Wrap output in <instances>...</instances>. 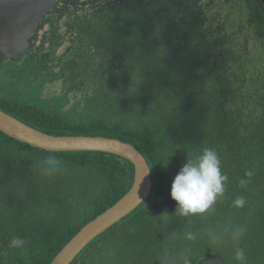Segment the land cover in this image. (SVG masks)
<instances>
[{
	"label": "trees",
	"instance_id": "16d2710c",
	"mask_svg": "<svg viewBox=\"0 0 264 264\" xmlns=\"http://www.w3.org/2000/svg\"><path fill=\"white\" fill-rule=\"evenodd\" d=\"M143 3L97 13V39L75 14V45L61 53V42L37 45V33L14 81L0 78V109L49 134L122 139L151 167L150 197L71 264H198L210 254L264 264V0ZM52 54L56 64L40 68ZM53 81L60 92L42 99ZM205 148L218 154L224 192L185 215L171 184ZM134 176L116 154L45 150L0 130V264H50Z\"/></svg>",
	"mask_w": 264,
	"mask_h": 264
},
{
	"label": "water",
	"instance_id": "95a60500",
	"mask_svg": "<svg viewBox=\"0 0 264 264\" xmlns=\"http://www.w3.org/2000/svg\"><path fill=\"white\" fill-rule=\"evenodd\" d=\"M58 0H0V62L19 60L38 27ZM12 49V50H11ZM0 130L34 147L50 151H99L116 154L135 167L130 190L114 205L87 223L50 264H71L99 235L133 212L152 193V172L143 153L133 144L108 136L54 135L41 131L0 109ZM198 264H227L211 254Z\"/></svg>",
	"mask_w": 264,
	"mask_h": 264
},
{
	"label": "clouds",
	"instance_id": "9594fccd",
	"mask_svg": "<svg viewBox=\"0 0 264 264\" xmlns=\"http://www.w3.org/2000/svg\"><path fill=\"white\" fill-rule=\"evenodd\" d=\"M225 179L217 152L205 148L195 161L189 160L174 177L170 195L183 214L202 213L224 192ZM236 255L240 259L243 253L237 252Z\"/></svg>",
	"mask_w": 264,
	"mask_h": 264
},
{
	"label": "rangeland",
	"instance_id": "374dc122",
	"mask_svg": "<svg viewBox=\"0 0 264 264\" xmlns=\"http://www.w3.org/2000/svg\"><path fill=\"white\" fill-rule=\"evenodd\" d=\"M84 1V0H83ZM124 0H104L99 1L98 7H93L90 14L85 13V6L75 4V5H69V6H61L57 4V2L53 5L52 10H50L47 15L45 16L46 19L40 29L38 30V37H37V45H41L43 41H45V46H48V43L50 45L51 42L60 43V46L58 48V52L61 53L63 49H66L68 47H71L75 45V33L73 32L72 26L68 24V20H72L73 16L75 14H79L82 16L81 22L83 24V27L86 31L90 32L95 39H97L95 32H92L96 26V23H92V19L95 18V15L98 13L100 14L101 18L104 16H109L111 14L112 8L114 7L113 4H117L119 2H123ZM147 1L150 0H140V4H144L143 2L147 3ZM91 20V21H90ZM68 24V31L65 32L64 25ZM96 33L99 35L98 29L96 28ZM84 34L88 37V33L84 32ZM12 50V49H11ZM27 51V50H26ZM25 51V52H26ZM49 58V57H48ZM56 56L52 54L49 59L43 58L41 59L38 64L40 68L42 67L45 60H48V63L50 64H56L52 63V60L55 59ZM18 65L19 62H15ZM13 63H9L6 66H3L0 69V76H3L2 79L5 80V77L7 78V81H14V78H12V73L10 72L12 68ZM40 68H36V71H38ZM15 78H19L23 82V75L21 72H16L14 74ZM60 82L53 81L51 83H48L44 86L42 92L40 93V97L42 99H50L53 97L54 93L60 92Z\"/></svg>",
	"mask_w": 264,
	"mask_h": 264
},
{
	"label": "flooded vegetation",
	"instance_id": "af4514ba",
	"mask_svg": "<svg viewBox=\"0 0 264 264\" xmlns=\"http://www.w3.org/2000/svg\"><path fill=\"white\" fill-rule=\"evenodd\" d=\"M99 1H104V0H58L57 4L61 5V6H69V5H75V4H79V5H83V6H88L89 8H93V7H98V4L100 3ZM46 19V17H45ZM29 48V47H28ZM9 63H15L13 61H4L2 64H0V69L3 66L8 65ZM13 65V64H12ZM3 76H0V78Z\"/></svg>",
	"mask_w": 264,
	"mask_h": 264
}]
</instances>
